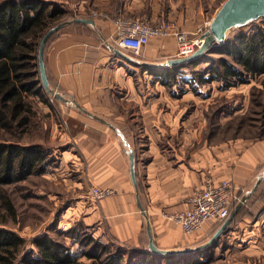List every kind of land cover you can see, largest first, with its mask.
Instances as JSON below:
<instances>
[{
  "label": "crops",
  "instance_id": "0c3cea01",
  "mask_svg": "<svg viewBox=\"0 0 264 264\" xmlns=\"http://www.w3.org/2000/svg\"><path fill=\"white\" fill-rule=\"evenodd\" d=\"M117 1L119 17L122 14V17L144 19L153 25L166 24L169 33L151 38L137 55H133L116 45L117 19L101 17L89 18L94 21V28L70 24L47 42L43 59L51 88L109 124L55 100L57 104L51 108L60 115L62 125L55 123L50 131L54 134L52 137L58 139L54 149L59 148L60 152V176L69 191L73 188V198L90 200L92 187L110 190L111 195L84 210L85 216L91 220L100 219L119 245L137 247L145 232V220L130 178L124 139L135 155L138 196L151 224L156 246L166 250L183 248L187 237L179 235L183 234L182 230L175 224L167 229L163 222L168 220L167 216L188 209L189 198L203 189L207 180L217 183L234 176L230 172L232 168L222 170L219 158L214 155L215 148L195 144L193 138L198 133L190 127L188 115L198 110L197 100L187 92L186 95H173L172 88L159 82H152L154 91L145 88L144 83L134 82L127 70L139 68L115 54L109 46L119 48L139 62L162 66L176 58L173 32L180 30L192 37L197 28L212 19L207 12L213 9L216 12L221 3L208 0L205 4L203 1V5L201 0ZM242 162L257 164L245 158ZM233 164L236 167L235 161ZM234 179L230 181L241 199L255 179L247 186L244 180ZM262 198L264 179L242 205L228 231L219 237L216 246L202 250L197 256L221 252L224 258L219 259V263L222 264L230 258L245 259L235 261L237 264H248L251 259L254 263L264 262ZM220 226V223H206L199 232L202 240L197 245L205 243Z\"/></svg>",
  "mask_w": 264,
  "mask_h": 264
},
{
  "label": "rangeland",
  "instance_id": "374dc122",
  "mask_svg": "<svg viewBox=\"0 0 264 264\" xmlns=\"http://www.w3.org/2000/svg\"><path fill=\"white\" fill-rule=\"evenodd\" d=\"M41 1L52 4V6L64 11L63 15L51 21L43 35L58 24L75 18L93 19L102 17L105 19L109 17L117 20L128 18L122 17V14L119 17V1L117 0ZM203 1L205 4L207 0H201V5H203ZM208 1L222 4L225 0ZM103 2L106 3V7ZM155 3L157 4L156 1ZM109 7L112 9H109ZM215 13L214 9L210 13L207 12L208 16L212 17ZM131 16L129 15V17ZM206 24L207 22L202 26L203 33L208 31ZM256 26L264 27V19L233 32L228 39H233L234 36L240 33H250ZM191 36L193 37V35ZM206 54L208 62L184 69L183 75L186 77L189 86L184 85L182 91L173 87L171 92L173 95L178 96L187 92L191 98L197 100L195 107L198 110L196 112L192 110L194 111L193 114L188 115L190 127L198 133L193 138L195 144H204L206 147L215 148L214 155L215 158H219L222 170L232 168L230 172L234 176L226 179H229V182L234 177L242 179L241 181L244 180L243 183L245 182L247 186L264 170V75L250 78L246 84L227 87L225 83L217 80L211 81L210 78L213 76L212 70L218 67L216 61L219 58L224 57L228 61H231V59L216 53ZM127 72L134 82L144 83L145 88L148 87L150 91H154L151 89L154 86L152 82H158V79L141 72L140 69L136 71L127 70ZM199 76L207 82L199 83ZM191 82H193L192 86L190 85ZM41 94L50 107L45 105L42 99L38 98L39 101H37V97L32 99L35 100L33 106L36 116L32 119L29 129L19 137V142L22 144H41L46 152L48 162L42 174L31 175L24 181L1 188V192L11 201L14 214H9L6 210L0 208V228L11 230L21 237L25 241V250L33 248L32 240L34 238L46 234L53 239L63 241L73 251L85 252L89 249L86 247L85 240L90 237L106 245L109 254L121 257L122 264H176L179 262L184 264H222L219 263V259L224 258V254L221 252L216 253V255L207 253L206 256L202 257L201 255L197 256V254L154 257L149 253L146 232H144L145 235L142 233L137 247L126 244L119 245L110 237L106 225L101 223L100 219L92 218L91 220L88 216H85L84 210H88L92 203L98 204V201L96 202L90 197L89 202L87 199L73 198V188L70 189L72 191L70 192L68 187L64 185L65 180L60 176L59 148L54 149L58 144V139H54L52 137L54 134L50 131L53 124L62 125L61 117L57 111L54 112L51 108V105L57 104L56 101L43 89ZM183 95H186V93ZM8 135L10 134L1 133L0 138L14 139L9 138ZM243 158L245 160L251 159L257 164H245L242 162ZM234 161L236 167L233 164ZM55 166L57 169H54ZM85 206L87 207L85 208ZM163 219L167 220L164 217ZM165 222L169 223L165 224ZM172 224L168 220L163 222L165 228ZM198 233L192 235H185L184 232L183 234L179 233V235L187 237L185 239L186 245H183V248L194 247L199 244V241L202 240V234ZM74 240H77V243ZM174 249H182V247ZM237 260L243 261L245 259L230 258L226 264H237L235 262ZM81 261L84 264H99V261H91L84 257L81 258ZM249 263L264 264V262L259 261L254 263L252 259Z\"/></svg>",
  "mask_w": 264,
  "mask_h": 264
},
{
  "label": "trees",
  "instance_id": "16d2710c",
  "mask_svg": "<svg viewBox=\"0 0 264 264\" xmlns=\"http://www.w3.org/2000/svg\"><path fill=\"white\" fill-rule=\"evenodd\" d=\"M63 14V10L41 0L0 1V134L14 138V141L0 138V208L9 214H14V207L1 188L42 174L48 162L41 144H22L19 137L36 116L30 98L47 103L41 96L37 50L51 21ZM208 53L231 59L223 57L216 61L218 67L212 70L211 81H221L227 87L246 84L250 78L264 75V27L256 26L250 33L237 34ZM206 57L204 54L198 61L161 70L139 69L162 85L182 91L189 84L184 69L208 62ZM198 81L207 82L201 76ZM85 243L88 250L73 251L63 241L43 234L32 240V249L25 250L21 237L0 228V264H84L82 257L99 264H122L121 257L109 254L108 247L101 242L87 237Z\"/></svg>",
  "mask_w": 264,
  "mask_h": 264
},
{
  "label": "water",
  "instance_id": "95a60500",
  "mask_svg": "<svg viewBox=\"0 0 264 264\" xmlns=\"http://www.w3.org/2000/svg\"><path fill=\"white\" fill-rule=\"evenodd\" d=\"M264 19V0H225L216 11L210 23L208 25V31L203 34L201 37L202 43L197 48V50L190 56L185 58H175L165 62L162 66L151 65L139 62L134 60V58L128 56L119 48H114L109 46L111 50L124 60H126L129 64L142 69H164L170 68L194 61H198L204 54L211 51V48L223 45L230 34L239 29L246 28L258 20ZM70 24H82L88 25L94 28V21L89 18H75L71 21L62 22L57 26L48 30L41 38V41L38 46L37 50V64H38V74H39V81L40 87L54 100L61 102L66 105H70L74 107L76 110L80 111L81 113L93 117L94 119L109 125L106 121L98 118L96 116L91 115L82 107H80L76 102L70 101L65 98L64 95L60 94L59 92L55 91L51 88L50 83L47 78L45 65H44V50L45 46L52 35L56 32L61 30L63 27L70 25ZM125 146L127 147L128 152V159H129V167H130V178L134 189L136 191V200L140 212L145 220V232L148 240V249L149 253L152 254L154 257H171L176 255H194L200 253L202 250L209 249L210 247L216 246V242L219 237L228 231L231 223L235 220L236 214L239 212L242 205L246 204L249 197L253 194V192L258 187L259 183L264 179V170H262L255 178L253 186L248 190L243 197L237 202L235 208H233L229 214V216L223 221L221 226L212 234V236L203 244L189 247V248H182V249H174V250H165L158 248L154 241L151 231V225L149 219L146 215V212L140 202V198L138 196V185L135 176V155L133 150L127 145L125 140L123 139Z\"/></svg>",
  "mask_w": 264,
  "mask_h": 264
},
{
  "label": "built area",
  "instance_id": "2783aa9c",
  "mask_svg": "<svg viewBox=\"0 0 264 264\" xmlns=\"http://www.w3.org/2000/svg\"><path fill=\"white\" fill-rule=\"evenodd\" d=\"M210 22H207L208 27ZM117 40L116 45L137 55L153 37L166 36L169 33L166 24L153 25L149 21L139 18L118 19L115 22ZM202 26L197 28L193 37L183 31H174L177 44L176 58H185L192 55L202 43ZM234 186L228 180L217 183L207 181L205 187L195 192L189 199V208L176 212L167 219L179 226L181 230L192 235L201 231L205 223L220 222L226 219L234 205L239 202V196L234 192ZM108 189L92 187L89 189L90 198L100 201L111 195Z\"/></svg>",
  "mask_w": 264,
  "mask_h": 264
}]
</instances>
